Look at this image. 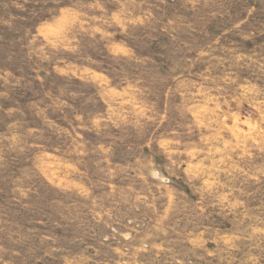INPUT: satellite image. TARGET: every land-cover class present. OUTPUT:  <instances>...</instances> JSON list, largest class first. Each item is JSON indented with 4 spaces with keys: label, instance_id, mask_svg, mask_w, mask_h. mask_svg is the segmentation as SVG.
Instances as JSON below:
<instances>
[{
    "label": "rangeland",
    "instance_id": "obj_1",
    "mask_svg": "<svg viewBox=\"0 0 264 264\" xmlns=\"http://www.w3.org/2000/svg\"><path fill=\"white\" fill-rule=\"evenodd\" d=\"M62 1L0 0V264H264V0Z\"/></svg>",
    "mask_w": 264,
    "mask_h": 264
},
{
    "label": "trees",
    "instance_id": "obj_2",
    "mask_svg": "<svg viewBox=\"0 0 264 264\" xmlns=\"http://www.w3.org/2000/svg\"><path fill=\"white\" fill-rule=\"evenodd\" d=\"M62 2H63V3L60 5V7L65 6L66 4H68V3H67L68 1H66V0H63ZM52 4H53V3H51V6H53ZM28 7H30V6H28ZM30 8H31V7H30ZM37 11H39V12L37 13L38 16H36V18H35L33 21L38 23V22L40 21V19H42V18L45 17L44 12L46 11V9L44 10L43 8H38Z\"/></svg>",
    "mask_w": 264,
    "mask_h": 264
}]
</instances>
